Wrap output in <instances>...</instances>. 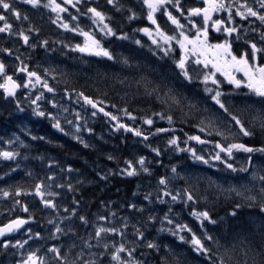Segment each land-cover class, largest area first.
Listing matches in <instances>:
<instances>
[{
    "label": "snow or ice",
    "instance_id": "snow-or-ice-1",
    "mask_svg": "<svg viewBox=\"0 0 264 264\" xmlns=\"http://www.w3.org/2000/svg\"><path fill=\"white\" fill-rule=\"evenodd\" d=\"M22 3L55 14L50 22L78 42L40 39L41 28L26 12L12 0H0V34L5 39L15 37L20 47L53 53L59 44L65 56L79 54L84 63L98 58L97 63L110 62L115 70L98 72L90 92L59 65H30L19 47H0L14 61L9 74V65L0 58V126L21 125L18 130L25 137L16 132L0 137V161L16 163L8 173L17 172L19 160L29 159L21 149L55 143L48 133L33 134L26 122H47L75 141L79 151L95 150L92 141H104L94 126L99 118L110 131L132 133L154 154L152 160L145 155L125 158L118 173L155 176V185L140 203L125 201L114 208L112 201H100L103 214H85L82 199L75 195L84 180L71 179L73 173H83L37 148L32 159L40 161L43 175L27 171V186L0 188V199L11 201L4 209L6 221L0 222V250H11L15 264H264V0H195L192 6L184 0H139L131 7L106 0L114 14L127 13L128 24L147 22L132 29V35L92 0ZM81 18L88 25L82 27ZM138 33L149 43L133 39ZM130 40L170 71L153 68L146 73L132 55L117 54L110 46ZM138 100L151 101V106L133 109ZM138 120L147 127H133ZM160 121L168 127H157ZM157 135L167 137L164 150L149 143ZM165 150L183 159L165 166L159 159ZM106 159L116 157L106 154ZM149 165L165 171L155 175ZM202 165L214 173L199 171ZM115 174L108 170L96 175L107 182ZM67 194H72L70 201L63 199ZM160 205L167 206L162 214L156 212ZM185 210L191 219L181 221ZM37 211L49 215L37 221ZM121 211L129 215L118 216ZM245 211L259 220L258 240L240 225L220 228L225 217L237 221ZM33 223H43L47 231L34 230ZM150 228L157 234L151 238ZM163 233L175 239L166 243Z\"/></svg>",
    "mask_w": 264,
    "mask_h": 264
},
{
    "label": "trees",
    "instance_id": "trees-1",
    "mask_svg": "<svg viewBox=\"0 0 264 264\" xmlns=\"http://www.w3.org/2000/svg\"><path fill=\"white\" fill-rule=\"evenodd\" d=\"M122 2V0H121ZM127 3V2H126ZM124 3V4H126ZM112 12L111 15H113ZM32 15V14H30ZM34 15V23L40 27L43 31L46 28H53L52 23L50 22V18L47 17L44 20H38L37 14ZM31 16V19L33 17ZM127 13L123 12L119 15H113L114 19L118 22H121V26L124 28V31L128 32L129 34L132 33L131 28L133 26L145 24L146 21L140 19L134 23L128 24L125 20ZM134 58L139 57L136 53L132 55ZM139 61L140 65L143 66V70L147 73L151 71V67L160 69V66L155 62L154 65L149 62L152 61L149 57H142L136 59ZM94 64L91 63L93 66L91 72L96 70L97 68L103 67L102 63H97L96 60L92 61ZM163 64V62H160ZM151 66V67H150ZM155 66V67H154ZM111 69L115 70L113 67ZM164 69V68H163ZM127 73H123L122 75H126ZM74 82L79 84H83L80 79L73 80ZM91 84V83H90ZM84 85V84H83ZM110 95H112L110 93ZM136 103H132L131 107L133 109L140 108L144 110H148L150 105L147 102H143L140 107H134ZM3 109H0L2 111ZM156 110H159L156 108ZM139 116H142L144 112H138ZM38 118L33 117L32 120L35 121ZM127 122V121H125ZM92 123V122H91ZM27 127L34 128L35 131L33 134H40L44 135L48 133L55 141V143L44 146V145H36L33 144L30 149L24 150L21 149L22 156L24 155L25 151L28 152L29 159L27 160H19L20 167L15 173H8L9 167L15 168V162H6L0 161V188L7 187L10 184L21 183L25 186L30 182L28 178L25 176L27 171H32L34 175L40 174L43 175L42 165L40 161L32 159V157L37 155V148L40 152L46 153L47 155L57 157L67 162H71L75 169H79L83 175H77L76 173L72 174V181L75 183L76 180L83 179L84 183L80 185V192L76 193L75 195L77 198L82 199L83 203L81 206L82 213H92L95 214L98 211L103 214L104 209L100 205V201H112L114 208H120L121 205L124 204L125 201H133L140 203L142 201V197L146 191L153 190L155 185V176L149 177L145 174H141L136 177H127L122 176L118 173V168L123 167V160L125 158H131L135 155H145L148 157L149 160L153 159L154 154L150 152V149L145 147L143 143L140 142L139 138L132 136L129 133L118 131L114 133L110 131L103 122L95 121L94 126L97 133H103L104 141L97 143L95 140L92 142L96 144V149H82L77 150L78 146L76 145L75 141H70L68 137H63V135L59 132H56L54 129H51L47 122L42 123H31L26 122ZM133 127H137L136 125H132ZM157 127H167L166 121H160L156 124ZM179 126V125H178ZM22 127L21 125L15 126H0V137L4 139H8L11 133L19 131L18 129ZM139 127L146 128L147 126L142 125L139 123ZM188 131L187 128L184 129ZM179 135V133H177ZM86 138H88L86 136ZM167 137L163 135H157L155 137H150L149 143L155 147L159 146L162 150L165 149V141ZM58 145H64V148L58 147ZM106 154H112L116 157V160L108 161L106 159ZM180 155V156H179ZM178 156V158L176 157ZM162 160L163 164L167 166L170 162L177 163L178 160H182V154H174L168 151H162L161 157L159 158ZM119 162V163H118ZM46 163V161H45ZM153 168V172L155 175H159L161 171L164 170L163 167H159L156 165H149ZM108 170L116 171L115 175H110L107 182L100 181L98 176L96 175L98 172L106 173ZM199 170L203 171H211L214 173L215 170H208L207 166H200ZM5 173H8V176L5 177ZM139 186V187H138ZM133 193H136V197L133 196ZM64 200L70 201L72 199V194H67L63 196ZM11 204L10 200L0 199V222L6 221L7 214L4 213V209L8 208ZM167 210V206L160 205L156 212L158 214H162L163 211ZM18 211V210H17ZM176 212H180L179 207H175ZM49 213L47 212H40L37 211V221H41L43 217L48 216ZM117 215H129L128 211H121L118 212ZM183 217L187 216V210L181 214ZM220 217H224L225 213L221 209L219 210ZM223 224V223H222ZM221 224V225H222ZM248 226V225H247ZM32 227L34 230L40 231L44 230L47 231L46 226L43 223H33ZM159 227V224H157ZM229 228V226H222V229ZM151 236L157 235L155 229H149ZM258 232V231H257ZM165 237L164 242H171L175 238L169 236L167 233L160 234ZM16 238H20L17 236ZM176 243H179L178 241ZM185 248L179 249L180 251H185ZM1 259L0 264H15L14 258L12 256L11 250L7 253L0 250ZM193 264H198L197 261H193Z\"/></svg>",
    "mask_w": 264,
    "mask_h": 264
},
{
    "label": "rangeland",
    "instance_id": "rangeland-1",
    "mask_svg": "<svg viewBox=\"0 0 264 264\" xmlns=\"http://www.w3.org/2000/svg\"><path fill=\"white\" fill-rule=\"evenodd\" d=\"M126 2L130 3L131 5H138L139 0H122L121 3L124 4ZM185 2H190V1L189 0H185ZM185 6H189V4L188 5L185 4ZM23 9L28 11L30 14L31 13L37 14L38 20H44L50 14L49 10H46L44 13H42V12L41 13H37V11H35L34 9L31 8V6H28V5L27 6H23ZM54 18H55V16H54ZM33 20H35L34 16H33ZM85 21L88 22L87 19H85ZM57 32H58V35L59 36H63L64 40H66V41L70 40L73 43L78 42L77 40L73 39L74 34H72V33H66L64 30H60V29ZM44 34H48V33H42L41 36L42 35L44 36ZM136 36H142L144 38V40L147 43H149L147 37H145L142 33H138V34H136ZM53 40H57V39H52L50 41H53ZM58 45L59 44H57V46ZM55 47H56V45H55ZM56 49H57V51L55 53H53L51 51L43 50L44 53L45 52H49L52 55L56 56L54 58L51 57V56L44 57L43 59H44V62H45V66H48L49 64L59 65V67L62 70H65V71L73 74V76L71 77L72 80L80 79L83 82L84 86L93 85V82H94V80L96 78V74L98 72H100V73H102L104 71L111 72L110 68H108V67H100V68H97L96 70H94L93 72H91L93 66L91 65L90 62L84 63V62L80 61L79 56H78V58L75 57V56H65L63 54V52L61 51L60 46L56 47ZM115 50H116L117 54L123 53V54L127 55L122 50H121V52H118V50H120L119 48H117ZM124 50L126 51L125 48H124ZM59 51L63 54L61 57H60V55L58 53ZM53 61H54V63H53ZM169 64H170V62H169ZM158 72H161V71L159 70ZM89 88L92 89V87H89ZM144 101L146 103L148 102L149 105L151 106V101H147V100H138L135 103H136V105L138 107H140L141 104ZM176 157L178 158V156H176ZM199 171H201V170H199ZM203 173H205L207 175H212L213 174L211 171H203ZM246 217H247L248 221L250 222V225L248 224V226H246V224L244 223V220H245ZM234 225H240L241 226V230H242L243 233H245V234H255L256 239L257 240L259 239V235H258V232H257L258 225H259V220H258V218H254L253 216H250L247 211L243 212L241 214V219H239L237 221H232V220H229V219H227L225 217L222 226H229L232 229Z\"/></svg>",
    "mask_w": 264,
    "mask_h": 264
},
{
    "label": "flooded vegetation",
    "instance_id": "flooded-vegetation-1",
    "mask_svg": "<svg viewBox=\"0 0 264 264\" xmlns=\"http://www.w3.org/2000/svg\"><path fill=\"white\" fill-rule=\"evenodd\" d=\"M12 2L19 9H20V7L27 6V5L22 3V0H12ZM69 8H70V6H69ZM15 26L19 27L18 24H16ZM5 36H6V34H0V47H19V53L22 55V58L25 60L26 63H29L30 65H44L45 66V62H44L43 57H48L50 55L44 54L43 52H39L38 49L35 51H32V50L27 49L25 47H20L19 42L16 41L15 37L5 39ZM39 38L43 39V38H48V37L40 36ZM221 39H222V37H221ZM0 58L5 59V63L9 65V74H11L12 69L14 67L13 58L7 57V55L3 54V53H0ZM53 63H54V61H53ZM151 69H153V67H151ZM22 95H23V93H21V96Z\"/></svg>",
    "mask_w": 264,
    "mask_h": 264
}]
</instances>
